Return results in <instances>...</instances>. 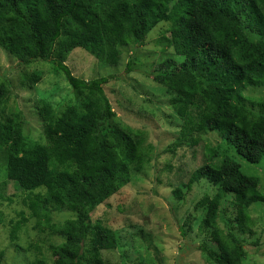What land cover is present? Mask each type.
Here are the masks:
<instances>
[{
    "label": "trees",
    "instance_id": "obj_1",
    "mask_svg": "<svg viewBox=\"0 0 264 264\" xmlns=\"http://www.w3.org/2000/svg\"><path fill=\"white\" fill-rule=\"evenodd\" d=\"M161 25H168L169 36L163 32L155 44L168 57L158 59L153 80L187 107L200 99L206 111L203 120L181 129L174 147H196L189 135L198 131L222 143L204 145L203 164L183 185L191 192L204 182L214 194L197 203L200 221L184 219L182 235L199 223L204 241L195 251L209 264H243L253 248L260 250L252 240V211L264 207V191L227 153L252 165L264 160V96L245 95L264 90V0H0V48L25 68L21 85H38L43 74L36 67L47 65L68 82L74 99L59 114L49 102L36 108L43 127L36 141L26 135L19 107L8 106L11 82H0V154L6 179L25 194L18 220H7L0 209V228H10L17 264H108L104 253L120 247L119 232L92 215L141 179L154 148L146 133L118 120L104 88L115 76L83 80L67 62L80 49L103 66L119 67L124 51L143 47ZM172 57L185 60L176 65ZM29 68L35 70L29 74ZM174 195L184 198L181 189ZM226 203L234 214L221 229ZM26 217L35 221L37 239L21 245ZM147 247L146 264H157ZM5 257L0 252V264Z\"/></svg>",
    "mask_w": 264,
    "mask_h": 264
},
{
    "label": "rangeland",
    "instance_id": "obj_2",
    "mask_svg": "<svg viewBox=\"0 0 264 264\" xmlns=\"http://www.w3.org/2000/svg\"><path fill=\"white\" fill-rule=\"evenodd\" d=\"M168 25L157 27L147 39V43L140 48L124 51L119 67L103 66L87 52L77 49L70 55L67 66L73 75L83 80L110 78L105 85V91L110 99L118 120L122 124L140 130L147 134V141L154 148L151 160L140 180L121 191L110 199L93 215V221L102 220L121 235V245L117 250L104 253L108 264H146L147 246H151L150 253L157 258V264H209L204 256L195 251L196 245L204 241L199 232V223L193 222L192 230L184 237L181 228L187 216L192 215L195 220H201L203 212L196 209L197 203L205 196L214 194V190L206 183L194 185L191 192L184 189L191 174L201 167L204 161V145L209 143L216 147L221 139L218 135L203 136L201 131L193 132L189 137L198 142L194 148L174 147L181 129H188L191 122L203 120L206 111L201 100L187 107L184 100L173 96L169 91L158 85L153 77L160 69L158 59L166 58L161 54L163 47L155 43L169 33L165 32ZM172 51V50H171ZM177 55L178 48L172 51ZM176 65L184 62L183 57L173 58ZM133 65H130V64ZM130 65L131 73L126 70ZM25 68L17 63L0 48V82L4 79L11 82L13 96L9 107L18 106L27 122L25 133L28 137L40 141L43 132L37 107L42 102H49L59 114L73 102L72 89L61 76H55L47 65L36 67L43 74L42 81L33 87L21 85L20 74ZM35 69H28L32 73ZM245 95L251 97L264 96V90L249 89ZM9 112H5L8 116ZM194 135V136H193ZM177 144V143H176ZM188 144V143H187ZM222 144V143H221ZM227 148L226 146L223 149ZM227 155L241 166L242 171L260 180L261 190L264 191V160L258 165H252L238 156L232 150ZM219 157L217 162H222ZM16 186L8 182L5 172V160L0 154V209L7 220H18L19 213L24 210L21 205L25 194L17 190ZM181 189L183 200L174 195ZM208 193V194H206ZM264 194V192H262ZM14 196H19L18 198ZM8 198L13 200L10 204ZM252 211L256 227L253 242L259 241L260 250L253 248L243 264H264V220L261 218L264 207L255 205ZM234 209L226 203L224 214L219 220V227L226 229V221L233 218ZM26 229L22 231L21 245L27 239H37L34 231L35 221L26 217ZM9 227L0 228V252H5L1 264H17L15 247L9 242ZM25 233V234H24ZM59 240V237H57ZM156 248V249H155ZM257 252L259 255L254 254ZM49 264L52 261L49 260Z\"/></svg>",
    "mask_w": 264,
    "mask_h": 264
}]
</instances>
